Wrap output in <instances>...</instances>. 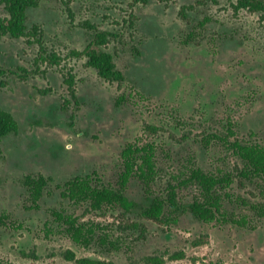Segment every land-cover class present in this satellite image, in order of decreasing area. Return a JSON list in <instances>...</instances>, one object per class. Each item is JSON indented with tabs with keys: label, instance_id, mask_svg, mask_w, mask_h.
I'll return each mask as SVG.
<instances>
[{
	"label": "rangeland",
	"instance_id": "rangeland-1",
	"mask_svg": "<svg viewBox=\"0 0 264 264\" xmlns=\"http://www.w3.org/2000/svg\"><path fill=\"white\" fill-rule=\"evenodd\" d=\"M6 15L0 0V17ZM84 22L113 35L102 49L124 74L122 84L100 78L84 57L69 56L92 38ZM32 24L41 26L45 46L62 62L37 68L36 45L0 40V66L9 71L0 108L19 126L0 141V264H77L63 257L66 250L115 264H144V257L160 254L164 264H264V217L250 208L264 205L262 181L237 178L241 161L218 142L202 143L206 134H225L231 123L230 140L264 145L259 14H235L225 0H39L28 12ZM63 67L75 75L76 101L64 85ZM19 68L29 72L25 80L18 78ZM119 97L124 101L118 105ZM135 142L155 145L158 171L151 191L158 195L188 157L206 172L232 174L224 211L247 224H206L188 213L169 226L143 219L138 211L147 204L145 188L132 178L125 194L138 209L128 218L145 226L142 238L122 229L119 209L93 211L60 196L56 185L74 177L96 175L116 188L120 153ZM38 174L51 181L38 208H31L22 180ZM196 192L192 184L179 188L180 204L188 205ZM53 210L98 224L117 249L76 244L58 232ZM179 251L183 258H169Z\"/></svg>",
	"mask_w": 264,
	"mask_h": 264
},
{
	"label": "trees",
	"instance_id": "trees-1",
	"mask_svg": "<svg viewBox=\"0 0 264 264\" xmlns=\"http://www.w3.org/2000/svg\"><path fill=\"white\" fill-rule=\"evenodd\" d=\"M145 2V0H138ZM167 1V0H161ZM216 2L217 0H209ZM230 3L236 14L241 10L250 13H258L264 21V0H225ZM6 16L0 17V40L4 37L24 39L28 44L36 45L37 55L35 66L46 64L49 67H59L61 56L49 50L44 43V33L40 25H27L28 12L39 6V0H1ZM91 32V40L82 50H71L70 57H84L86 65L96 70L97 75L107 82L122 84L125 81L124 74L119 70L112 55L102 49L113 35L110 32L100 30L89 22L82 24ZM19 77L25 80L29 72L19 68ZM8 70L0 66V87L6 85L4 78ZM64 85L70 97L76 101L75 75L71 68L61 69ZM17 74V73H16ZM124 97L116 99V104H121ZM68 104V101H66ZM19 126L13 115L0 108V141L9 134H16ZM146 130L156 131L153 126H146ZM234 136L233 126L227 124L226 133L206 134L202 137V143L206 146L211 141L223 145L240 161L242 167H237L235 176L244 181L261 180L264 191V145L257 143H242L237 139L230 140ZM121 170L119 172L116 188L101 183L97 176L74 177L57 184L60 196L74 204H86L93 211H102L104 208L120 210V225L124 231L137 232L145 237L146 228L139 222L132 221L128 215L138 209L135 201L126 196L128 183L132 178L139 179L144 185L147 204L139 207L138 215L159 225H174L178 223V217L182 213H188L191 217L203 223L231 222L239 227L247 224L245 219L228 218L224 211V201L231 199L227 193L233 182V175L229 173H209L196 166L193 157H188L183 170L177 175H172L164 194H156L151 191V183L157 175L156 148L153 143L140 145L138 142L127 144L120 153ZM50 178L43 175H26L23 177L22 186L27 192V202L31 208H38V202L48 187ZM95 182V183H94ZM192 184L196 187V195L192 201L184 206L180 204L178 190L183 186ZM251 210L264 217V205H251ZM51 216L57 223L58 232L68 236L76 244L90 246L96 243L102 247L117 249L118 242L110 241L104 229L95 223H82L77 217L63 214L59 211H51ZM3 224V220L0 221ZM121 227V226H120ZM99 232V233H98ZM66 260L77 264H115L112 261L92 259L87 257L77 258L74 252L66 250L63 254ZM184 257L182 252H175L169 256L176 260ZM144 264H164V255H151L143 259Z\"/></svg>",
	"mask_w": 264,
	"mask_h": 264
}]
</instances>
